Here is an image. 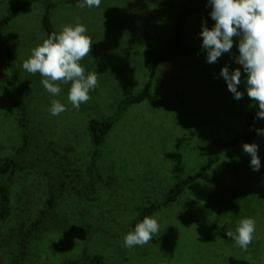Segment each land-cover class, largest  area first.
Instances as JSON below:
<instances>
[{
	"label": "rangeland",
	"instance_id": "rangeland-1",
	"mask_svg": "<svg viewBox=\"0 0 264 264\" xmlns=\"http://www.w3.org/2000/svg\"><path fill=\"white\" fill-rule=\"evenodd\" d=\"M55 1L51 19L57 34L74 26L77 17L86 26L93 44L79 63L85 75L97 74L98 86L77 110L68 100L70 83L56 82L61 91L51 95L39 73L23 69L32 50L48 38L41 2L21 11L0 35V161L11 157L21 140L7 45L25 86L29 126L22 157L27 168L10 180L9 212L0 217V264L18 257L21 264H63L83 250L112 264H231V257L264 264V135L251 142L258 145V171L242 145L224 151L175 203L151 216L159 224L151 241L132 248L123 242L134 231L139 205L164 197L207 161L206 136L243 130L247 115L258 112L247 95V73L236 62L240 38L208 63L200 33L215 21L208 1H200L184 24L189 53L159 65L149 97L123 114L89 173L95 150L91 121L114 114L121 99L144 87V54L166 43L185 0H101L92 8ZM15 6L16 0H0V20ZM225 65L241 70L240 99L221 75ZM52 100L66 111L53 116ZM244 218L256 222L246 250L226 235Z\"/></svg>",
	"mask_w": 264,
	"mask_h": 264
},
{
	"label": "clouds",
	"instance_id": "clouds-1",
	"mask_svg": "<svg viewBox=\"0 0 264 264\" xmlns=\"http://www.w3.org/2000/svg\"><path fill=\"white\" fill-rule=\"evenodd\" d=\"M211 5L210 16L215 24L209 28L202 26V48L207 51V62L215 63L223 53L233 47V38L239 37V56L236 62L243 66L247 73V95L254 104H258L257 119H264V0H208ZM101 0H81L77 7H99ZM86 26L79 18L75 24L66 25L62 31L52 33L42 44L32 50L22 67L30 74L39 73L43 79V87L51 95H56L61 88L56 82L70 83L68 100L75 109L90 99L89 92L98 86V77L95 72L85 75V69L80 61L91 52L93 41L86 35ZM221 75L227 82V87L240 99L243 93L238 90L241 83V70L236 68L230 71L227 65L221 68ZM66 111V108L57 100L51 101L50 112L53 116ZM264 135V129H256ZM243 150L250 155V165L258 171L261 161L258 156V145L243 143ZM256 222L252 218L239 221L235 231L228 230L226 235L235 241V244L247 249L252 243ZM159 232L157 220L145 216L136 224L134 231L123 237L124 247L143 246L153 239Z\"/></svg>",
	"mask_w": 264,
	"mask_h": 264
},
{
	"label": "trees",
	"instance_id": "trees-1",
	"mask_svg": "<svg viewBox=\"0 0 264 264\" xmlns=\"http://www.w3.org/2000/svg\"><path fill=\"white\" fill-rule=\"evenodd\" d=\"M65 3L77 4L81 0H62ZM202 0H185L183 6L178 12L175 25L168 40L163 46L151 49L144 54V65L148 72V80L144 87L136 93L126 95L117 104V109L114 114L93 119L90 123V131L92 141L95 146L92 162L89 168V173L92 172L93 164L99 156V148L104 144L109 132L121 120L123 114L132 106L143 103L150 95L155 78L159 71V65L166 59L178 58L186 56L190 51V45L184 36V24L190 15L195 11ZM208 1V0H207ZM41 2L44 6L43 26L48 34L57 33L52 19L51 11L57 1L55 0H16V6L7 16L0 20V35L6 30L16 16L33 5V3ZM39 4V3H38ZM210 5V4H209ZM211 6V5H210ZM7 66L11 71V90L14 101L18 109V130L20 131V145L15 153L4 160L0 161V201L1 211L0 217L4 218L8 215L10 207L9 197V182L12 177L27 168L23 163L24 156L29 146V126H28V105L26 101L25 86L22 81L20 71L15 65V58L12 48L7 45L5 48ZM257 112H251L245 120V127L240 131H233L221 136H206L211 144V149L207 161L201 166L198 172L190 174L184 178L178 179L168 190L166 195L160 199H148L145 203L137 207V217L133 221V228L141 222L145 216H152L162 208L175 203L187 190V188L195 183L197 179L204 173L212 169L220 160L224 151L243 145V143H251L255 138L260 136L256 129H264V119L256 118ZM200 132V131H198ZM52 203V201H50ZM36 225L35 223L33 226ZM32 231V229L30 230ZM231 264H252L247 259H239L236 257L230 258ZM13 264H21L19 257ZM63 264H112L102 254L90 253L83 250L82 253L73 259L65 261Z\"/></svg>",
	"mask_w": 264,
	"mask_h": 264
}]
</instances>
